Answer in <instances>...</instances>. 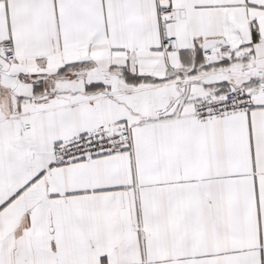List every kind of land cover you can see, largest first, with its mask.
<instances>
[{
    "label": "snow or ice",
    "instance_id": "obj_1",
    "mask_svg": "<svg viewBox=\"0 0 264 264\" xmlns=\"http://www.w3.org/2000/svg\"><path fill=\"white\" fill-rule=\"evenodd\" d=\"M0 264H264V0H0Z\"/></svg>",
    "mask_w": 264,
    "mask_h": 264
}]
</instances>
